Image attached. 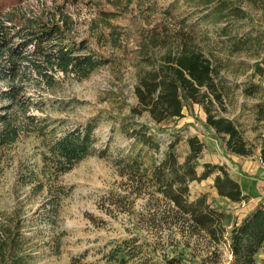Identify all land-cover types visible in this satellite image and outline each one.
<instances>
[{"label": "rangeland", "instance_id": "obj_1", "mask_svg": "<svg viewBox=\"0 0 264 264\" xmlns=\"http://www.w3.org/2000/svg\"><path fill=\"white\" fill-rule=\"evenodd\" d=\"M40 1L25 0L23 11H40ZM53 1L63 2L48 0V4ZM174 2L178 3L177 14L198 21L197 43L221 67L218 81L223 105H216L213 112L232 119L253 146L252 155L230 152V160L236 169L238 164L241 171L261 180L254 195L243 191L248 198L233 201L218 194L214 173L192 182L189 198L206 193L208 200L226 214L229 231L251 208L264 204L260 139L264 124L257 118L258 109L264 105V10L251 2L242 4L247 13L235 12L231 4L221 13L212 7L198 8V0H134L124 14L105 25L94 20L99 17L94 7L69 4L68 10L79 21L74 36L78 42L86 40L80 54L97 50L116 62L99 66L82 79L59 72L57 83L41 94L32 87L24 91L32 98L28 114L37 117V125L16 141L0 146V231L11 227L17 216L20 218L21 237L15 251L21 257L19 264H111L110 255H115L117 249L124 251L128 264H231L228 243H222L218 253L211 254L197 242L185 250L191 260L169 263L168 259L184 250L183 243L165 240L164 249L156 248L151 229L139 225L141 216L166 204L149 203V195L131 193L138 188L134 170L140 163L150 166L158 162L175 139L183 162L189 149L188 137L211 135L202 125L204 108L201 112L199 105L186 106L183 117L157 126L171 130L185 125L178 134H156L161 145L157 153L136 143L129 119L123 118L130 113V105L138 102L136 52L143 32L161 21L164 9ZM6 89V82L0 80V90ZM7 103L0 101V105ZM140 119L150 120V116L145 114ZM93 121L92 135L97 140L90 152L71 170L59 172L58 155L53 149L56 140ZM203 164L201 159L199 173ZM129 193L131 197L126 196ZM256 259L257 264H264L263 248Z\"/></svg>", "mask_w": 264, "mask_h": 264}, {"label": "trees", "instance_id": "obj_2", "mask_svg": "<svg viewBox=\"0 0 264 264\" xmlns=\"http://www.w3.org/2000/svg\"><path fill=\"white\" fill-rule=\"evenodd\" d=\"M25 0H0V80L7 89L0 90V146L18 139L24 131L36 126L35 115L28 114L33 103L24 92L29 87L38 90L54 86L56 74H73L82 79L88 77L99 66L115 63L112 56L93 50L80 54L86 48L83 40L74 36L79 21L68 5L80 3L94 7L99 17L94 19L111 25V19L124 14L134 0H63L62 3L41 0L39 10L23 11ZM145 1V0H143ZM251 2L264 10V0H198V8H214L221 13L231 4L235 12L247 13L242 4ZM107 5V7H105ZM178 3L164 9V17L153 27L143 32L137 49L139 54L138 79L135 85L137 104L130 105L128 118L136 143L148 146L157 153L161 145L156 134H178L183 127L168 130L157 126L171 118L184 116L186 106L201 105L206 114L203 125L211 136L218 140L225 155L235 153L252 155L253 146L243 132L228 117L214 113L223 105V95L218 81L221 67L209 59L197 43L198 21L176 13ZM99 26V24H96ZM119 39V38H118ZM116 39V40H118ZM35 74L32 78L31 75ZM24 92V93H23ZM251 94V90L248 92ZM257 118L264 124V105L257 111ZM108 114V113H107ZM148 114L150 120L140 118ZM115 117V116H113ZM95 124L87 123L69 130L58 138L53 147L58 155L57 170L65 173L83 159L96 142L92 135ZM261 139V159L264 162V134ZM189 149L185 160H179L178 139L170 142L162 158L147 166L140 163L135 172L138 188L131 193L148 196V202L164 201V208L155 209L141 216L139 225L151 229L156 238L155 247L165 248V240L176 245L183 243L184 250L172 259L191 260L185 250L201 243L207 253L217 254L222 243H228L232 254L231 264H257V253L264 249V204L236 221L229 231L225 225L226 214L215 207L208 195L203 193L191 200L190 184L216 173L214 187L221 197L243 201L245 194L225 164L206 162L198 171L206 145L198 135L187 139ZM137 191V192H136ZM131 197V194L126 195ZM22 222L17 216L11 227L0 231V264H19V247ZM226 234L227 237H226ZM178 236H181L180 240ZM145 242L148 239H144ZM141 250V246H138ZM110 255L111 264H128L129 259L121 249ZM167 261V263H168Z\"/></svg>", "mask_w": 264, "mask_h": 264}, {"label": "crops", "instance_id": "obj_3", "mask_svg": "<svg viewBox=\"0 0 264 264\" xmlns=\"http://www.w3.org/2000/svg\"><path fill=\"white\" fill-rule=\"evenodd\" d=\"M199 106L201 107V112H203V107L201 105ZM206 117V114L203 115L202 120L206 121ZM198 136L204 141L206 145V149L202 158L203 163L209 162L215 164H225L231 176L240 183L242 190L249 195H254L257 192V186H259V182H261L260 178H257L241 171V168L238 164H236V169L232 164L233 162H231L230 160V153L228 157L225 155V150L221 148L217 139L213 138L211 135L206 136L201 133ZM255 207L256 206L251 208L247 213H249ZM247 213L244 216H246ZM243 217H240L237 221H241Z\"/></svg>", "mask_w": 264, "mask_h": 264}]
</instances>
